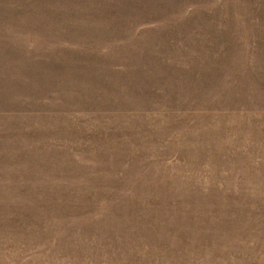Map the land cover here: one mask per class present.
I'll return each mask as SVG.
<instances>
[{"label":"rangeland","instance_id":"374dc122","mask_svg":"<svg viewBox=\"0 0 264 264\" xmlns=\"http://www.w3.org/2000/svg\"><path fill=\"white\" fill-rule=\"evenodd\" d=\"M0 264H264V0H0Z\"/></svg>","mask_w":264,"mask_h":264}]
</instances>
